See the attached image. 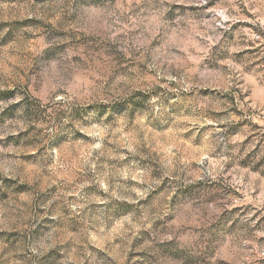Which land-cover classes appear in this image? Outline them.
<instances>
[{
    "label": "clouds",
    "instance_id": "1",
    "mask_svg": "<svg viewBox=\"0 0 264 264\" xmlns=\"http://www.w3.org/2000/svg\"><path fill=\"white\" fill-rule=\"evenodd\" d=\"M0 264H264V0H0Z\"/></svg>",
    "mask_w": 264,
    "mask_h": 264
}]
</instances>
